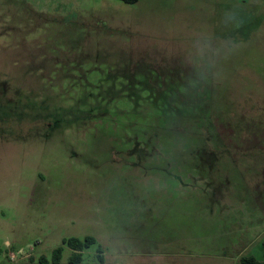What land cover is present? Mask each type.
Masks as SVG:
<instances>
[{
	"label": "rangeland",
	"instance_id": "374dc122",
	"mask_svg": "<svg viewBox=\"0 0 264 264\" xmlns=\"http://www.w3.org/2000/svg\"><path fill=\"white\" fill-rule=\"evenodd\" d=\"M72 237L263 259L264 0H0V264Z\"/></svg>",
	"mask_w": 264,
	"mask_h": 264
},
{
	"label": "trees",
	"instance_id": "16d2710c",
	"mask_svg": "<svg viewBox=\"0 0 264 264\" xmlns=\"http://www.w3.org/2000/svg\"><path fill=\"white\" fill-rule=\"evenodd\" d=\"M121 1L127 4H134L138 0H121ZM94 244H95V240L92 237H86L83 240H79L78 238H74V237L63 239L62 245L67 246L71 250V255L68 259L67 264H81L82 252ZM262 249H263L262 260L259 261L253 258L252 256H246V257H241L237 264H264V240L262 242ZM62 251H63L62 247H57L56 249L53 250L52 252L53 264H59L61 260ZM98 259L101 263L103 262L102 252L100 248H98ZM42 262L46 263L45 259H42Z\"/></svg>",
	"mask_w": 264,
	"mask_h": 264
}]
</instances>
